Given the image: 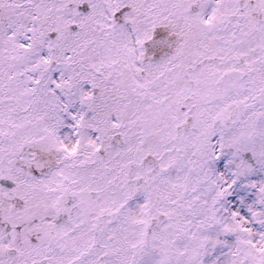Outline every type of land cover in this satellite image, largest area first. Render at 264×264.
<instances>
[{
    "label": "snow or ice",
    "instance_id": "obj_1",
    "mask_svg": "<svg viewBox=\"0 0 264 264\" xmlns=\"http://www.w3.org/2000/svg\"><path fill=\"white\" fill-rule=\"evenodd\" d=\"M0 264H264V0H0Z\"/></svg>",
    "mask_w": 264,
    "mask_h": 264
}]
</instances>
